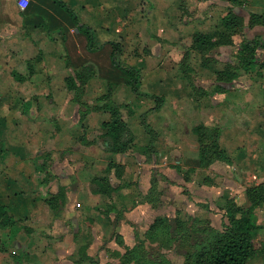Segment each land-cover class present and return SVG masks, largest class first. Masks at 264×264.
<instances>
[{"label": "crops", "instance_id": "crops-1", "mask_svg": "<svg viewBox=\"0 0 264 264\" xmlns=\"http://www.w3.org/2000/svg\"><path fill=\"white\" fill-rule=\"evenodd\" d=\"M57 1L75 13L77 26L93 30L96 45L120 42L116 60L139 68V89L162 96L159 109H151L154 98L108 82V60L87 58L83 35ZM235 1L247 14L264 15V0ZM231 2L149 0L148 10L138 0H29L26 8L0 0V207L17 220L10 228L0 226V264H77L86 242V254L96 264H117L159 216L173 228L179 217L221 230L219 203L233 198L249 206L246 188L264 182V49H256L251 72L240 70L230 82L214 81V71L236 63L242 39L264 38V26L249 27V16L244 17L243 34L207 54L212 60L201 68L202 88L218 83L223 90L203 95L202 105L179 71L187 51L199 55L188 50L192 33L223 32L220 19ZM81 71L91 75L79 94L67 89L66 78L80 86ZM106 104L122 105L134 136L129 155L106 149L103 123L111 120ZM142 114L154 130L153 151L146 149L150 138ZM198 123L218 127L227 161L198 165L192 132ZM109 162L123 169L117 174L111 168L113 189L105 195L93 191L91 180L103 175ZM152 176L159 192L155 206L142 200ZM59 188L64 201L53 210L43 198ZM101 212L102 220L95 217ZM254 214L260 225L255 240L264 242V203ZM88 217L95 224L85 222ZM179 247L172 241L164 252L172 264H184ZM248 264L263 259L257 255Z\"/></svg>", "mask_w": 264, "mask_h": 264}, {"label": "trees", "instance_id": "trees-1", "mask_svg": "<svg viewBox=\"0 0 264 264\" xmlns=\"http://www.w3.org/2000/svg\"><path fill=\"white\" fill-rule=\"evenodd\" d=\"M231 1L232 5L228 7L227 12L220 19V25L224 30L223 32H216V36H214L211 31L197 30L191 35V44L188 50L197 52L204 57L202 66H207V63L212 60L207 54L213 49L223 44H232V37L234 35L243 34V28L246 25L244 18L233 11L234 5L238 3L235 0ZM57 2L69 16L73 17V23L78 29L77 34L83 35L85 40L83 49L87 58L92 59L94 62L96 61V63H98L97 60L101 61L102 56L104 58L106 57L105 61L108 60L110 66L106 75L108 82L113 84H125L127 88L136 95L154 98L155 106L151 109H159L164 101L163 97L149 95L141 92L139 89V68L122 66L116 60V55L121 51L120 42L110 41L104 45H96L93 30L85 25L77 26L78 21L76 20L75 13L62 2ZM255 24L264 26L263 14L249 13L247 26L251 27ZM258 47L264 49V38L257 37L252 40L242 39L240 48L237 51L236 63L228 64L221 70L214 71V81L230 82L238 76L240 70L251 72L256 66L255 52ZM186 55L181 59L179 66L182 78L187 81L188 85L193 92L195 91L197 96L207 95V91L203 88H197L193 84L190 75L192 70L187 62L188 58ZM205 57H207V59ZM79 74L81 75L77 76H79L78 80L80 86H76L71 77L66 78V85L68 90L74 89L77 93L81 94L83 92L85 79H87L91 73L83 74V71H81ZM12 76L22 80L15 72H12ZM216 90H223V87L216 83L214 92ZM105 96L107 97V95ZM105 107L111 115V120L103 123L105 131L102 136L107 142L106 149L111 153L129 155L134 149V136L128 124L122 118L120 112L122 105L106 104ZM140 117L141 124L146 133L150 135V141L146 149L153 151L152 140L155 137L154 130L152 126L147 123L143 114L140 115ZM192 132L197 136L198 165L200 167L208 166L214 161L228 160V156L219 143L218 127H209L203 123H198L192 127ZM2 150L3 148L0 143V153ZM112 167H114L117 174H120L123 169V166L109 162L103 175L92 178L91 182L96 187L93 191L105 195H108L112 191L113 188L110 186L107 177ZM156 185V178L152 176L150 188L147 194L142 198L143 201L151 203L153 206L159 202V192L157 191ZM62 192L63 189L59 188L56 193H48L44 196L43 200L51 209L55 210L60 203L64 201ZM245 193L250 203L249 206L243 207L237 204L233 198L226 199L224 204L219 206V210L222 212L223 216V228L221 230L214 229L209 226L208 223H203L201 221H194L189 224L188 221H182L179 217L175 218L173 228L167 217L159 216L145 232V236L151 239H153V237L160 238L161 242L169 247L170 242L175 241L177 243L178 239L179 248L183 251L184 255V264H248L249 261L257 255L262 257L264 264V242L255 240V234L260 229V225L257 224L254 214L255 209L264 203V182L248 186ZM16 221L17 220L7 215L3 207H0L1 227L13 226ZM157 238H155V240ZM87 247V242L79 247L77 264H82L87 259L91 264L97 263L92 257L86 254ZM139 249H143V246L136 245L130 249L126 248L125 253L120 258V264H172L164 256H160L159 259H152V262H149L147 255L138 253Z\"/></svg>", "mask_w": 264, "mask_h": 264}, {"label": "rangeland", "instance_id": "rangeland-1", "mask_svg": "<svg viewBox=\"0 0 264 264\" xmlns=\"http://www.w3.org/2000/svg\"><path fill=\"white\" fill-rule=\"evenodd\" d=\"M149 4H150L149 0H138V5H139L140 8H147L149 10V8H150ZM186 54L185 55L188 58L187 62L191 60V62H189L188 64H189V66H190V68L192 70L191 73H190V75L192 77V82L195 85V87L202 88L203 83L200 81V79H201V77H202V79H204V78H203V75H200V71H202L201 70V68H202V60L204 59V57L202 55H200V54H199L200 56L199 55H195V57H194V55H192L188 51H187ZM205 58L207 59V57H205ZM207 64L209 65V62ZM181 76H182V74H181ZM206 82L207 81H205V83ZM215 84L216 83H214L213 86L210 88L211 90L207 89L208 90L207 91L208 94L209 93L213 94V93H219L220 92V90H216L214 92ZM191 91H192V89H191ZM192 95L195 97L196 102L200 103V105H202V103L204 101L203 95H201V96L198 95L197 96L195 91L194 92L192 91ZM209 127H211V126H209ZM165 128H170V127L167 126ZM146 136L148 138H150L149 134H146ZM154 140H155V138H153L152 141L154 142ZM104 203H106V199L104 200ZM219 204H224V203H219ZM95 214H96L95 217H98V219H101V220L104 219V213L101 212V213H95ZM93 221H94V218H91V217H88V218L85 219V222H88L89 224H95V222L93 223ZM222 222H223V219H222ZM96 224L98 226L100 225L99 222H96ZM5 228H10V227L6 226ZM98 229L101 230V226ZM90 233L91 232H89V234ZM144 236H145V234L143 235V237L137 238V242L134 245V246H136V245L143 246V249H141V250L139 249L138 253L143 254V255H147V259L149 260V262L150 261L152 262V259H159L160 256H164V252L166 251V249H169V246L164 244V243H162L160 238L153 237V239H151L148 236H145V237ZM155 238H157V239L155 240ZM153 240L157 241V244H149V243H154ZM177 243H178V239H177ZM5 245L8 246V247L11 246L10 242L5 244ZM181 245H182V243H181ZM137 247H139V246H137ZM117 264H120V262H118Z\"/></svg>", "mask_w": 264, "mask_h": 264}, {"label": "water", "instance_id": "water-1", "mask_svg": "<svg viewBox=\"0 0 264 264\" xmlns=\"http://www.w3.org/2000/svg\"><path fill=\"white\" fill-rule=\"evenodd\" d=\"M233 11H234L237 15L242 16L243 18L249 16V14H247V13L244 11V9H242V8L239 7V6H235V7L233 8Z\"/></svg>", "mask_w": 264, "mask_h": 264}, {"label": "built area", "instance_id": "built-area-1", "mask_svg": "<svg viewBox=\"0 0 264 264\" xmlns=\"http://www.w3.org/2000/svg\"><path fill=\"white\" fill-rule=\"evenodd\" d=\"M19 6L25 8L28 5V0H16Z\"/></svg>", "mask_w": 264, "mask_h": 264}]
</instances>
